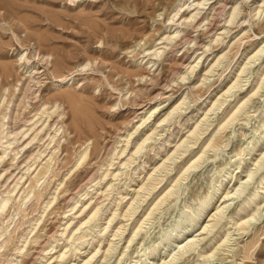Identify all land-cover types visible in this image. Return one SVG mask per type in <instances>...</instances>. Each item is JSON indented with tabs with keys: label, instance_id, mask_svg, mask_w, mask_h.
I'll list each match as a JSON object with an SVG mask.
<instances>
[{
	"label": "rangeland",
	"instance_id": "rangeland-1",
	"mask_svg": "<svg viewBox=\"0 0 264 264\" xmlns=\"http://www.w3.org/2000/svg\"><path fill=\"white\" fill-rule=\"evenodd\" d=\"M177 1L181 4L180 0H0V87L12 91L14 85H21L26 82L28 73H26V68L24 69L22 64L24 60H20V57L24 56L30 59V63L35 62L34 64H36L37 71L35 74L38 73L36 75V80H38L37 78L41 79L36 86H38L37 88L41 87V90H38L36 86L34 88L37 89L36 93L42 94L43 100H47L50 97L53 98L57 93H61L62 96L64 94V96L68 98L67 101H63L64 104L60 109V111L64 112L63 117L61 118L58 113H55L49 122L50 125L47 124L45 130L40 133L41 135L39 134L38 140H35L32 146L30 145L27 147L29 153L27 152V154L22 156L19 163L13 166L11 164L7 165V172L0 178V197L9 192L11 193L10 190H12L14 184L18 180L20 181L18 189L12 193L14 200L10 202L3 219L0 220V222H2L0 223V227L2 229L8 228L0 238V243H3L7 239V241L4 242L5 247L0 250V264H42L46 263V260L49 258L52 260L50 259L51 261L49 260L50 262L48 261V264H54L59 252L65 250L68 246L71 251L68 252V257L62 264H79L84 257L94 253L95 248L97 249L98 245L101 244V251L98 252L90 263L100 264L103 259L102 257H105V253L103 256L104 247L109 246L108 241H110L111 238L118 241V237L114 238V236H111L117 230L118 226H121L123 223L127 229L124 233V237H128L130 231L133 229L131 227H133L136 221L143 215L141 212H144L145 209L152 206L153 201L149 200L151 198H153L151 200H154L157 194L154 196L151 195V197L150 194L146 192V195L142 194L140 197V206L137 209V213L134 214L133 219L132 217H129L130 219L125 216V218L123 217L128 206L127 203L132 200L131 198L135 195L134 193L137 188L148 178L147 176L151 173L150 171H153L154 167L160 165L162 160L164 161L165 157H167L169 153L171 154V150L173 151L176 148L175 146L184 139L183 137H186L190 133V130L193 129L197 120H201L202 117L204 118L207 108L209 109V107L212 106V103L215 101L214 99L220 98L222 94L224 95L226 93L229 85L235 80L241 65L246 61L247 57L254 51L256 52V49L258 50L262 46V42L264 44V0H209V4L205 6V9H203L198 19L192 23L188 22L185 24L184 22L185 25L183 24V26L185 28L183 27L181 34L174 39L175 41L173 40L165 44L166 41L164 39L170 32L167 24H169L171 16L174 15L179 5ZM237 4L240 5V14L235 21L229 24L226 19H228L231 13L230 10ZM261 5L263 8L261 10L262 14L259 12L258 8V6ZM186 8L187 6L183 8L184 10H182L177 17L178 22H180V19L183 21V14H185L183 17L189 16L188 9L186 13H184ZM255 9L256 11L258 9L257 14ZM207 12L208 14H206ZM228 12L229 14H227ZM222 13L224 14L222 15ZM258 13L262 16L258 15ZM203 17L204 20L202 19ZM200 19L203 21L202 25L198 24ZM226 25L227 29L225 28ZM173 29L172 27L171 30ZM218 33H220V36ZM221 34H223V36ZM160 46L161 48L158 50L160 53H155L156 55H154L153 52L155 48L157 49ZM148 51L152 53L150 56L147 55L149 53ZM222 53L225 54V58H222L221 64L215 66L217 68H215L214 72H212V74L210 73L207 79L204 80L205 76L202 75L206 73L210 64L222 55ZM43 55L51 60L50 63L46 64L42 58ZM198 56L202 57L201 64L198 66L199 68L197 67L194 70V74H189L188 79H183L181 74L184 75L186 73L185 71H190V65L194 63L193 61H195ZM37 58L41 59L38 60ZM148 60H153L154 62L149 63ZM36 61H38V64ZM260 63L264 64V53H261V59H257L249 66L246 74L244 73L246 77L242 73L241 81H247L245 78L248 79L250 77L247 82H240L242 86L245 84L243 86L244 88L241 89L242 86L240 85L236 87V89L234 88L230 92L233 94L229 96L230 99L229 97H225L229 99L228 102L227 100H225L226 102L224 101L225 98H221V104L219 103L220 105L217 112L215 111V114L211 113V118L214 117L212 120H216L213 122L211 119H208L210 123L208 122L209 124L207 125L206 122L208 120L205 122L202 126L201 137L198 142L194 145V140H191L192 142H189L186 147L181 149L174 163H171L172 167H170L171 164L169 163L168 169H172L173 171L169 172L168 169H165V171H162L164 173H160L161 175L164 174L163 177L165 179L158 185L156 190L162 189L171 183L170 178H174L185 162H189L199 149H202L198 148V146H204L205 142L203 143V141H207L210 135L209 133H216L220 126L218 123H221L223 118L228 116L229 111L236 106L239 99L243 100L244 95L253 89L252 85L254 84L255 86V83H257L255 82L257 80V73L262 74L264 72V65L259 69ZM4 65L8 69V77L3 73ZM60 76H65L67 78L73 76V79L68 84H61L58 81ZM250 87H252V89ZM38 91H40V93ZM262 91H259L261 95L257 93L259 94L258 96H253L257 99L253 98V100H251L253 105L250 102L248 103L251 105L246 106V112L243 109L241 111V116L239 113L235 120L213 135L215 146L211 147V149L209 148L206 152L203 158L204 161L202 160L200 165L196 167L198 170L196 168L191 169L186 176L187 179L184 178V180L186 179L185 181L183 179L181 180V184H184H182L183 188L181 186L180 189H176L178 190L175 192L176 194H173L170 199L163 202V205L161 204L162 207L159 206V209L156 210L157 212H154L155 216H152L153 218L149 220V224H147V222V225H144V229L141 230L140 234L132 243L133 245H131L134 248L130 250L132 248L130 247L128 250V255H123L119 252L121 249L124 250L123 246L127 244H123L126 241V239H123V241L119 243L118 252L116 251V254L112 257L113 259L110 254L106 256L107 259L111 258L108 260L109 263L129 264L131 261V264H134L135 262L133 260L135 258L138 260V256L142 254V252L146 249L149 250V247L152 248L153 246H155L156 249L160 248L161 251L157 254L158 256L151 254L147 262L150 261L149 264L161 263L160 260H162V257L164 255L166 256L175 244L167 248L169 251H166L164 254L165 249L163 248V243L159 244L160 238H158V236L161 237V234H163L167 228H169L167 231L171 230L174 226L173 224H175L177 220L181 221L182 225H184L191 215H194L195 211H197L196 209L200 204L199 202L211 193L213 186L212 188H210V186L214 185V182L218 184V180L221 179L220 176L226 172L229 166L230 169L228 170H232L234 169L233 167H236L235 161L237 162L239 158L243 157L242 153L244 152V148L250 147L252 141L255 140L253 137L257 139L260 135L257 132L264 130V122H262L264 119L261 120L264 118V116H261V114H264V107H262V104L264 106V89ZM65 92L67 93L65 94ZM36 93L30 94L32 96H30V100L33 99L31 103H34L29 107L24 106L21 108L22 113H20V117L23 119V123L26 121L24 119V117L26 118V113L27 116L29 114L26 119L30 121L31 114L34 115L36 108L39 106V103L37 104L39 99L36 98ZM185 95L188 97L185 102L186 104H183L182 108L178 110L172 118L166 121L167 124L163 122L159 125V128L157 127V129H155L158 130V132L154 131L151 140L149 139L148 142L146 141L147 144H145L143 151L138 154L136 153V156L134 154L131 161L125 166L124 163L130 157L133 152L132 150H134V142L143 139L147 132L150 133L152 129H154V126L157 125L155 121L162 119L165 113L170 110L169 108L172 109V105L175 106L180 103ZM225 95H227V93ZM234 96H236V98ZM232 102L233 104H231ZM159 103L160 106L155 115L147 121V124L139 128L141 130L138 129L137 132H134L135 135L137 134L136 136L139 135V138L135 137L133 134L131 136L130 148L127 149L128 151L126 150L127 152L122 153L123 148L126 146L127 134L135 131L136 125L140 123L141 116ZM231 105L233 106L230 107ZM30 107L31 109H27ZM255 107L256 109L253 110ZM227 109L229 111H227ZM220 112L222 113L220 114ZM23 113H25L24 117ZM245 114H248L250 118L247 116L245 117ZM257 114L260 116H258L259 119L256 118ZM154 118L156 120H154ZM29 121H26L27 124L30 123ZM260 122H262V128L259 126ZM231 124L233 125L232 128L230 127ZM38 125L40 127L43 126L42 122ZM60 127L61 129L57 132V135L54 139H51L55 134V130ZM254 127L258 130H253L255 129ZM203 129L205 131H203ZM254 131L257 132L255 133ZM249 132L251 133L250 137L252 135L253 137H249ZM157 133L160 134L158 135ZM154 135L156 139H154ZM227 138L230 141H228ZM192 139H195V137ZM263 142L262 145L260 144L252 152V155H248V162H244L242 165L244 168L241 167L239 170H242V168L243 170H248L252 166L254 159L262 155L264 152ZM218 146L221 147V152ZM189 147L190 151H187L186 148ZM85 149H88L87 158L83 160L84 162L77 163L80 154ZM233 149L235 154L231 152ZM195 150L197 151L194 152ZM209 151L210 154H208V157L207 153H209ZM236 151L239 154H236ZM152 153L154 154L152 155ZM158 153L159 155H157ZM147 155L149 156L147 157ZM189 157L191 159H188ZM48 159H51V163ZM47 160L49 165L46 163ZM220 160H223L224 163ZM144 162H146L144 165L145 167L143 166ZM30 163L31 166L29 165ZM217 163L219 164L217 165ZM221 163L225 166V170H223L221 175L219 173V176L217 171L223 168ZM226 163L229 164H227V167ZM46 166L51 167L50 169L48 168L50 171L46 169ZM252 167H254V165ZM28 168L30 169V173H28ZM140 168L142 170L144 169V171ZM211 169L213 170L212 172ZM132 170L135 171L134 174ZM239 170L234 169L233 176L235 175V178L236 176H241L243 180H246L247 172H238ZM107 173L108 175H106ZM39 174L43 177L39 178ZM262 174L264 175V167L249 181V186L245 193L254 189ZM161 175H159V178H161ZM210 176H212V178ZM167 180H169V182ZM209 182H212V184L208 185ZM96 183L97 185H94ZM253 183L255 185L254 187L252 186ZM111 184H114V187L110 191L108 188ZM232 185L233 182L223 187V192L219 195L224 197L227 191L231 189ZM184 186H186L187 189ZM99 188L101 189L99 190ZM227 188L229 189L227 190ZM130 189H133V191L135 190V192ZM27 192H29V194L26 197ZM125 195L126 197H124ZM197 195H199L198 198H195L194 196ZM244 195L245 194L240 198L242 199ZM20 196H25L23 198L24 200L20 201L18 199ZM221 197H217L216 200H214L210 207L211 212L202 216L200 219L201 222L198 223L197 227L187 234L190 236L194 235V233L197 236L201 234L204 237L199 235L200 238H203V242L201 241L202 245H199L194 250L192 249L186 252L179 261H176V264L179 262V264H184L185 262V264H206L207 261L204 256H199V254L202 251L209 254V251L214 249V243L215 247L220 244L222 233L224 234L223 230L227 232L228 229H230V231L233 230L231 231L233 240H230L227 244L221 245L218 249L219 252L217 251L218 256L213 257L212 259L214 261H209V264H214L215 262H218V264H264V216L247 224L246 227L250 230L244 234L243 230H239V226H235L233 229V225H235L234 222H231L229 225L225 224V227H223L225 229H221L222 231L220 230L221 235L215 240H213V237L216 230H213V232H208L207 229L205 231L202 230L204 228H202V226L206 225V221L211 218L210 214L214 212V209L216 210V206L224 199H221ZM120 198L122 202L118 205ZM240 198H235L234 201L232 200V206L233 204L237 206L238 202L241 200ZM78 199H81V201H77ZM82 200L84 202L86 200L90 201V205H104L105 207L102 206L103 213L101 216L103 217H100V220L98 219L84 225L88 227L89 230L86 228L84 229L83 226L84 230L82 229L81 235L85 236L84 240L88 239L92 244L90 243L91 246L90 244H84V248L82 247L84 252L82 249L81 253H83L81 254L78 252V255L75 256L73 254L75 252V245L70 246L67 243L69 242L68 235H71L70 229L76 225V222H79V219L84 214L79 210L83 204ZM193 202H195L194 205L192 204ZM260 202L261 208H263L264 196L261 197ZM116 203L117 205H115ZM114 206L115 209H113ZM109 207L110 210H108ZM233 207H231V209ZM124 208L126 209L124 210ZM104 210H106V212ZM185 210L186 212H184ZM113 211H119L117 213L119 220L116 217L111 224V226H113L106 231L104 228L107 226V221L113 214ZM179 213L182 214V218H184L185 215L187 219L177 218L181 215ZM135 216H137V218ZM104 217H106V219ZM72 218L73 225L71 224L72 226L70 225L66 230L67 222ZM183 220H186V222H183ZM223 222H226V219L223 220ZM171 223L173 226H170ZM203 223L205 224L203 225ZM98 227L101 232H99ZM160 229L162 230L158 232ZM198 229L199 232H197ZM88 231L89 233H87ZM99 233L101 236H104V240L101 243L98 242ZM141 233H143L142 236L144 237L141 236ZM172 233L175 234L174 232ZM106 235H109L108 240H106ZM94 236L98 237L96 242L92 238ZM151 236L153 240H151ZM138 238L141 239L139 240ZM148 239V244H150V246L145 244ZM218 239L220 241H218ZM142 240H144V242L146 240V242L144 243ZM155 240H158V243ZM151 241H153V243H151ZM139 242H143L144 246L146 245L147 248L143 246L144 249L142 247L143 243L140 245ZM163 242L167 243V240ZM139 245L143 251L139 249ZM210 247H213L212 250ZM85 249H87V251ZM135 250L136 252H134ZM199 250H201V252ZM137 251L140 253L137 254ZM203 252L202 254H204ZM119 255L122 256L119 257ZM145 257L146 256H142V259L144 260ZM115 258H122L123 261L121 260L118 262V259ZM218 258L226 259L220 262ZM66 260L69 262H66ZM105 260L104 258L103 261L106 262ZM143 264H146V260Z\"/></svg>",
	"mask_w": 264,
	"mask_h": 264
},
{
	"label": "bare ground",
	"instance_id": "bare-ground-1",
	"mask_svg": "<svg viewBox=\"0 0 264 264\" xmlns=\"http://www.w3.org/2000/svg\"><path fill=\"white\" fill-rule=\"evenodd\" d=\"M181 1V4H179V2H178V7H177V9H176V11H175V13H174V15H172L171 16V14H170V16H171V18H170V22H169V24H167L168 26V28H169V30H170V32H169V30H168V32H169V34L165 37V44L167 43H170V42H172L176 37H178L180 34H181V32H182V30H183V24H184V22H185V24L186 23H188V22H195L197 19H198V17H199V15H201V13H202V11H203V9H205V6L207 5V4H209L208 3V1L209 0H180ZM182 1H183V3H182ZM218 1V0H217ZM221 1V0H220ZM263 1V0H262ZM261 1V2H262ZM215 2V1H214ZM264 2V1H263ZM231 3V2H230ZM257 3V2H256ZM211 4V3H210ZM214 4V3H213ZM212 4V5H213ZM239 4H240V2H239ZM239 4H237V5H235V6H233V8H232V10H230L231 11V13L229 14V12L227 13V14H229V17H228V19H226V21L230 24V23H232L233 21H235L236 20V18L238 17V15L240 14V10H239ZM262 4V3H261ZM185 6H187V8L185 9V12L184 13H186V11H187V9L189 10V16H185V17H183L185 14H183V16H182V18H183V21H181V19H180V22H178V19H177V17L179 16V14L181 13V11L182 10H184L183 8L185 7ZM227 6V5H226ZM210 7H212V6H210ZM220 7V6H219ZM225 7V6H224ZM257 7V6H256ZM215 8V7H214ZM258 8H259V12L261 13V10L263 9L262 8V5L261 6H258ZM216 9V8H215ZM225 9V8H224ZM209 10V9H208ZM217 10V9H216ZM264 10V9H263ZM206 11H207V8H206ZM255 11H256V9H255ZM257 11H258V9H257ZM257 11H256V14H257ZM221 12V11H220ZM188 13V12H187ZM206 14H208V12L206 13ZM216 14V13H215ZM224 13H222V15H223ZM227 14H225V15H227ZM262 14V13H261ZM258 15H260L259 13H258ZM257 15V16H258ZM260 16H262V15H260ZM219 17V16H218ZM260 18V17H259ZM203 20H204V17L202 18ZM200 22H201V24H200ZM200 22L198 23L199 25H202V22L203 21H201V19H200ZM205 23V22H204ZM227 23V24H228ZM244 23V22H243ZM184 24V25H185ZM228 24V25H229ZM188 26V25H187ZM196 26H198V25H196ZM172 27L174 28L173 30H171L172 29ZM225 27V26H224ZM231 27V26H230ZM185 28V27H184ZM226 29H227V25H226V27H225ZM167 29V28H166ZM225 29V30H226ZM224 30V29H223ZM221 33V32H220ZM220 33H218V35L220 34ZM224 33V32H223ZM167 34V33H166ZM186 35V34H185ZM217 35V36H218ZM222 36H223V34H221ZM220 36V35H219ZM163 38V37H162ZM224 39V38H223ZM177 40V39H176ZM216 40V39H215ZM175 41V40H174ZM213 41V40H212ZM224 41V40H223ZM161 42V41H160ZM190 42V41H189ZM159 44V43H158ZM160 44H162V43H160ZM262 44V46L257 50L256 49V52L254 51L251 55H249L248 57H247V59H246V61L243 63V65H241V68H240V70H239V72L237 73V75H236V78H235V80L233 81V83L232 84H230L229 85V87H228V89H227V91H226V93H227V95H221L220 96V98H217V99H214L215 101L212 103V106L211 107H209V109L207 108V110H206V113H205V116H204V118L202 117V119L201 120H197V122H196V124H195V126L193 127V129L192 130H190V133L186 136V137H183L184 139L183 140H181V142H179L175 147V149L172 151L171 150V154L169 153L168 154V156L167 157H165V159H164V161L162 160V163L160 164V165H158V166H156V167H154V170L153 171H150L151 173L149 174V176H147L148 178L147 179H145V181H143V183L141 184V186L140 187H138L137 188V190H136V192H135V190L133 191V189H130V190H132L133 192H135L134 194V196L133 195H131V196H133V198H131L132 200L129 202V203H127V209L126 208H124V210L126 209V211H125V213H124V215H123V217L125 216V217H128V219H130L131 217H132V219H133V217H134V214L135 213H137V209H138V207L140 206V204H139V200H141L140 199V197L142 196V194H144V195H146V192L148 193V194H150V196L152 195V196H154L155 194H157L156 196H155V198H154V200H151V199H153V198H151L149 201H153L152 202V206L151 207H148V206H146L145 204V206L146 207H148L147 209H145V211L144 212H141V213H143V215H141V217L136 221V220H133V221H136V223L135 222H133V223H135V225L133 226V227H131V228H133L132 229V231H130V234H129V236L128 237H124L125 235H124V233H125V231L127 230L126 228H125V226L123 225V223H122V225L120 224V222H119V224L121 225V226H118V228H117V230L113 233V235H111V236H114V238L115 237H118V241H115L114 239H112L111 238V240L110 241H108L109 242V246L108 247H104L105 249H104V251H103V256H104V253H105V257H102L103 259L105 258L106 260V262H104L103 261V259H102V261H101V263L100 264H114L115 262H113V263H109V261L108 260H110L112 257H114V255L116 254V251H117V249H119L118 247H119V243L121 242V241H123V239H126V241L123 243V244H125V243H127L126 245H122L123 247H124V250H120L119 252L120 253H122L123 255H128V250L130 249V247H132L131 245H133L132 243L134 242V240L137 238V236L140 234V232H141V230L142 229H144L143 227H144V225L147 223V224H149V220L151 219V218H153L155 215H154V212L156 211V210H158L159 209V206H161V204L163 205V202H165L167 199H170V197L173 195V194H176L175 192L176 191H178V190H176V189H180L181 188V186H182V184H181V180L183 179L184 180V178H186L187 179V174H188V172L191 170V169H194V168H196V167H198L199 165H200V163H201V161L203 160V158L205 157V155H206V152L209 150V148L211 149V147H214L215 146V144H214V138H213V135L214 134H216V133H218L220 130H222V129H224V127L225 126H227L228 124H230L233 120H235L236 118H237V116H238V114L240 113V116L242 115L241 114V111L244 109V111L246 112V110H247V105H251V104H248L249 102L250 103H252L251 102V100H253V98L255 99L256 97H253L254 95H256V96H258L260 93H259V91L261 90H263L264 89V72L262 73V74H258L257 73V80L255 81V82H257V83H255V86H254V82L252 83L253 85V89H252V87H250L251 89V91H249V92H245L246 94L244 95V98H243V100H238V102L236 103V106L235 107H233L232 109H231V111H229L228 109H227V111H229V113H228V116H225V114L227 113H225L224 114V118H223V120L221 121V123L219 122L218 124H220V126H219V129L216 131V133H213V134H211V133H209L210 135V137L208 136V139H207V141H203V143H204V146H202V147H199V146H201V145H199L198 146V148H202V149H199V151L192 157V159L189 157L188 159H191L189 162H185V164L180 168V170H178V173H174L176 176L174 177V178H170V181H171V183H169V185H167L166 186V184H165V186L166 187H164V188H162V189H158V190H156L157 188H158V185L165 179L164 177H163V175H161L162 173H164V172H162L163 170L165 171V169H168V165H170L171 163L173 164L174 163V161H175V158H178V154H179V152H181V149H183L184 147H186V145L189 143V142H192L193 140H194V142H193V144L195 145L197 142H198V140L200 139V137H201V130H202V126L205 124V122L208 120V119H213V118H211V113L213 114H215V111L217 112V109L219 108V105L221 104L220 103V100H221V98L223 99V98H228L229 96H231V95H233L232 93H230L234 88L236 89V87H238L239 85H240V82H247L249 79H250V77L247 79V78H245L246 76H245V74H246V71H248V68H249V66L250 65H252L257 59H261V53H264V44H263V42L261 43ZM164 46V45H163ZM168 46V45H167ZM207 46V45H206ZM209 46V45H208ZM166 47V46H165ZM161 48V46L159 47V48H155V51L153 52L154 53V55H156V54H159L160 53V51H158L159 49ZM164 48V47H163ZM149 51H151V50H149ZM148 51V52H149ZM156 53V54H155ZM202 53V52H201ZM152 53H148L147 55L148 56H150ZM34 55V54H33ZM45 55V54H44ZM43 55V59H44V61L46 62V64L47 63H50V61L51 60H49V58L48 57H46V56H44ZM200 55V54H199ZM35 56V55H34ZM40 56V55H39ZM225 56V54L224 53H222V55H220L213 63H211L210 64V67H208V69H207V71H206V73L204 74V75H202V76H205V79L204 80H206L207 79V76L211 73L212 74V72H214V70H215V68H217V67H215V66H218L219 64H221V62H222V58ZM198 58V59H197ZM196 58V60L195 61H193L194 63H189V64H191L190 66H191V68H189L190 69V71L188 70V71H185L184 73V75H182L181 74V76H182V78L183 79H188V76H189V74H194L195 72H194V70L201 64V60H202V57L201 56H198ZM225 58V57H224ZM223 58V59H224ZM38 60L39 59H41V58H37ZM151 59V58H150ZM20 60H24V62H22V64H23V66H24V69L26 68V73H28V78L26 79V82L25 83H23V84H19V85H14V87H13V89H12V91H10L9 89H7V88H2V87H0V178L7 172V170H8V168H6V166L7 165H9V164H11L12 166L13 165H15V164H17V163H19V160H20V158L22 157V156H24L25 154H27V152L29 153V151H27V147L28 146H32L33 145V143H35L34 141L35 140H38V136H39V134L43 131V130H45V128H46V126H47V124L48 125H50L49 124V122H50V120L53 118V116H54V114L55 113H58L59 114V116L62 118L63 117V115H64V112H62V111H60V109H61V107L63 106V101L64 100H66L67 101V99L68 98H66L65 96H64V94H63V96L61 95V93L59 94V93H57L56 94V96H54L53 98L52 97H50V98H48L47 100H43V97L41 96L42 94H38V93H36V90L38 89V90H41V87H39V88H37L38 86H36L37 84H38V82H40L41 81V79L40 78H37L38 80H36V75L38 74H35L36 73V71H37V67H36V64H34L33 62L32 63H30V59H28V58H26V57H24V56H22V57H20ZM41 61V60H40ZM149 61V63H153L154 61L153 60H148ZM20 62V63H21ZM37 62V64H38V61H36ZM21 64V65H22ZM34 64V65H33ZM156 64V63H155ZM188 64V65H189ZM262 65H264V64H262V63H260V67H259V69L261 68V67H263ZM189 66V67H190ZM256 66V65H255ZM254 66V67H255ZM256 66V67H257ZM186 67H188V66H186ZM3 68H4V74H5V76L6 77H8V74H7V67L4 65L3 66ZM199 68V67H198ZM186 69V68H185ZM188 69V68H187ZM255 69V68H254ZM259 69H258V72H259ZM263 69H264V67H263ZM6 72V73H5ZM194 72V73H193ZM25 73V74H26ZM242 73H243V75L245 76L244 78L247 80V81H241V76H242ZM245 73V74H244ZM250 73V72H249ZM248 73V74H249ZM250 74H252V73H250ZM25 76V75H24ZM180 76V77H181ZM73 77V76H72ZM72 77H70V78H67V77H65V76H60V79L58 80L59 81V83H61V84H68L73 78ZM193 77V76H192ZM210 77V76H209ZM209 77H208V79H209ZM243 78V79H244ZM255 78V77H254ZM203 79V78H202ZM201 79V80H202ZM242 79V80H243ZM244 79V80H245ZM203 80V81H204ZM25 81V80H24ZM57 82V81H56ZM41 85V84H40ZM58 85V84H57ZM245 84H243V86H244ZM251 85V84H250ZM36 86V88L37 89H35L34 87ZM240 86H242V85H240ZM241 87V89L242 88H244V87ZM246 87V86H245ZM263 88V89H262ZM247 89V88H246ZM34 90V91H33ZM237 90H239V89H237ZM247 91V90H246ZM39 93H40V91H38ZM263 92V91H262ZM31 93H36L37 95H36V98H38L39 99V101L37 102V104L39 105L38 106V108H36V112H35V114L33 115V114H31V118H30V121H29V119L27 120L26 118H28V116H29V114H28V116H27V113H26V118L24 117V114L25 113H23V117H24V119L26 120V121H29L30 123L29 124H27V122L25 123H23V119L20 117L21 116V114L20 113H22V110H21V108L22 107H29L30 105H32V103H34V102H32L31 103V101L33 100H30L31 98H30V94ZM67 92H65V94H66ZM235 93V92H234ZM257 93H259V94H257ZM34 95V94H33ZM58 95H60V96H58ZM261 95V94H260ZM263 95V94H262ZM240 96V95H239ZM243 96V95H242ZM32 97V96H31ZM35 97V96H34ZM235 98H236V96H234ZM263 97V96H262ZM188 97H187V95H185V97L180 101V103H178V104H176L175 106H173L172 105V109L171 108H169L170 110H168L167 112L165 111V110H163V111H165L166 113H165V116L162 118V119H158V120H156L155 118H154V120H156L155 121V123L157 124L156 126H154V129H152V131L150 132V133H144L146 136L143 138V139H141L140 141H135L134 143V150H132L133 152L131 153V155H130V157L126 160V162L124 163L125 164V166L131 161V158H133V156H134V154H135V156H136V153L138 154L139 152H141V151H143V149L145 148V144H147L146 143V141L148 142L149 141V139L151 140V137L153 136V134H154V131H157L158 132V130H155V129H157V127L159 128V125L161 124V123H163V122H166L167 120H169L170 118H172L174 115H175V113L178 111V110H180L181 108H182V105L183 104H186L185 102H186V99H187ZM224 99V101L225 100H227V102H228V100L230 99V97H229V99ZM239 98V97H238ZM237 98V99H238ZM257 99V98H256ZM231 101V100H230ZM226 102V101H225ZM220 103V104H219ZM255 103H256V101H255ZM36 104V103H35ZM223 104V103H222ZM231 104H233V102L231 103ZM252 105H253V103H252ZM159 106H160V103L158 104V105H156V106H154V107H152V108H150L147 112H143L144 114L141 116V118H140V123H138V125H136L137 127H136V129H135V131H133V132H131V133H129V134H127V142H126V146L123 148V151H122V153H124V152H127L128 150V148H130V143H131V136L134 134V132H137V130L139 129V128H141V126H143V125H145V124H147V121H149V119L150 118H152L154 115H155V113H156V111H158V109H159ZM233 105H231L230 107H232ZM257 106H258V104H257ZM261 106V105H260ZM259 106V107H260ZM226 107V106H225ZM262 107H264L263 106V104H262ZM246 108V109H245ZM249 108V107H248ZM26 109V108H25ZM27 109H31V107L30 108H27ZM27 109H26V111H27ZM33 109H35V108H33ZM251 109V108H250ZM250 109H248V110H250ZM254 109H256V107L255 108H253V110ZM259 109V108H258ZM252 110V111H253ZM21 111V112H20ZM251 111V112H252ZM256 111V110H255ZM244 112V113H245ZM249 112V111H248ZM250 112V113H251ZM254 112V111H253ZM252 112V113H253ZM258 112V111H257ZM29 113H30V111H29ZM33 113V112H32ZM222 112H220V114H221ZM255 113V112H254ZM256 114V113H255ZM162 116H163V114H162ZM161 116V117H162ZM248 117V114H245V117ZM258 116H259V114H257V117L256 118H258ZM261 116L263 117L264 116V114H261ZM161 117H159V118H161ZM260 117V116H259ZM248 118H250V117H248ZM200 119V118H199ZM244 119V118H243ZM259 119V118H258ZM264 118H262L261 120H263ZM216 119H214V121H215ZM238 120V119H237ZM246 120V119H245ZM210 120H208L207 122H206V125L207 124H209L210 122H209ZM213 121V120H212ZM213 121V122H214ZM257 121H259V120H257ZM40 122H42V127H40L38 124L40 123ZM174 122V121H173ZM182 122V121H181ZM209 122V123H208ZM248 122V121H247ZM262 122H264V120L262 121ZM262 122H260V124L262 123ZM151 123V122H150ZM212 123V122H211ZM245 123V122H244ZM257 123V122H256ZM166 124H167V122H166ZM179 124V123H178ZM252 124V123H251ZM259 124V126H260V128H262L261 126H262V124L260 125ZM153 125V124H152ZM171 125V124H170ZM173 125V124H172ZM151 126V125H150ZM149 126V127H150ZM213 126V125H212ZM230 126V125H229ZM232 124H231V128H232ZM258 126V125H257ZM258 126V127H259ZM264 126V125H263ZM168 127V126H167ZM166 127V128H167ZM143 128V127H142ZM145 128V127H144ZM208 128V127H207ZM210 128H211V124H210ZM255 128V127H254ZM61 129V127L60 128H58L57 130H55V134L52 136V138L51 139H54V137L57 135V132L59 131ZM134 129V128H133ZM132 129V130H133ZM151 129V128H150ZM227 129V128H226ZM225 129V130H226ZM139 130H141V129H139ZM224 130V131H225ZM230 130V129H229ZM253 130H258V129H253ZM203 131H205L204 129H203ZM227 131V130H226ZM232 131V130H231ZM141 132V131H140ZM146 132V131H145ZM189 132V131H188ZM213 132H214V130H213ZM255 133L257 132V131H254ZM161 133V132H160ZM159 133V134H160ZM231 133V132H230ZM229 133V134H230ZM235 133V132H234ZM253 133V132H252ZM257 133H259L260 135L258 136V138L256 139V138H254L253 137V135L251 136V137H253V139H255V140H253L252 141V143H251V146L250 147H246V148H244V152L242 153L243 154V157H241V155H240V157L241 158H239V160H237V162L235 161V165H236V167H233L234 169H240L241 167H243L244 168V166H242L243 165V163L244 162H248V155H252L253 153V151L261 144L262 145V142L264 141L263 139H264V130H262V131H259V132H257ZM43 134V133H42ZM158 134V133H157ZM158 134V135H159ZM224 134V133H223ZM232 134V133H231ZM250 132H249V137H250ZM41 135V134H40ZM135 135V134H134ZM137 135V134H136ZM135 135V137H138V136H136ZM203 135V134H202ZM204 135H205V133H204ZM227 135V134H226ZM233 135V134H232ZM255 136H257V135H255ZM135 137H133V138H135ZM154 137H155V135H154ZM193 137H195V139H192ZM238 137V136H237ZM250 137V138H251ZM139 138V137H138ZM141 138V137H140ZM153 139V138H152ZM154 139H156V137L154 138ZM165 140V139H164ZM167 140V139H166ZM165 140V141H166ZM192 140V141H191ZM227 140H228V138H227ZM245 140V139H244ZM252 140V139H251ZM52 141V140H51ZM168 141V140H167ZM228 141H230V140H228ZM178 142V141H177ZM202 142V141H201ZM200 142V143H201ZM225 142H226V140H225ZM133 143V142H132ZM155 143H156V141H155ZM162 143V142H161ZM165 143V142H164ZM199 143V144H200ZM202 143V144H203ZM218 143V142H217ZM230 143V142H229ZM264 143V142H263ZM157 144H159V143H157ZM191 144V143H190ZM190 144H189V146H190ZM243 144V143H242ZM241 144V145H242ZM248 144H250V143H248ZM156 145V144H155ZM162 145V144H161ZM166 145V144H165ZM193 145V146H194ZM219 145V144H218ZM240 145V146H241ZM132 146V145H131ZM151 146V145H150ZM154 146V145H153ZM222 146V145H221ZM224 146V145H223ZM238 146V145H237ZM243 146H245V145H243ZM242 146V147H243ZM247 146H249V145H247ZM219 147V149L221 148L220 146H218ZM264 147V146H263ZM86 148V147H85ZM150 148V147H149ZM158 148V147H157ZM162 148H163V146H162ZM167 148V147H166ZM234 148V147H233ZM235 148H236V146H235ZM234 148V149H235ZM238 148V147H237ZM240 148V147H239ZM147 149V148H146ZM151 149H152V147H151ZM156 149V148H155ZM159 149V148H158ZM161 149V148H160ZM187 149V151H190V147L189 148H186ZM215 149V148H214ZM213 149V150H214ZM234 149L231 151V152H233V154H235L234 152ZM127 150V151H126ZM241 150V149H240ZM90 151V150H89ZM153 151H155V150H153ZM197 150H195L194 152H196ZM215 151V150H214ZM242 151V150H241ZM261 151H262V148H261ZM129 152H131V151H129ZM158 152V151H157ZM182 152H183V150H182ZM218 152V151H217ZM220 152H221V149H220ZM220 152H219V154H220ZM31 153V152H30ZM121 153V152H120ZM190 153V152H189ZM129 154V153H128ZM141 154V153H140ZM154 153H152V155H153ZM184 154V153H183ZM191 154V153H190ZM189 154V155H190ZM194 154V153H193ZM192 154V155H193ZM208 154H210V151H209V153H207V155ZM213 154V153H212ZM236 154H239V153H237V151H236ZM121 155V154H120ZM157 155H159V153L157 154ZM178 155V156H177ZM181 155V154H180ZM191 155V156H192ZM259 155V154H258ZM29 156V155H28ZM40 156H41V154H40ZM53 156V155H52ZM87 156H88V149H85L81 154H80V156H79V159H78V162L77 163H81L84 159H86L87 158ZM126 156V155H125ZM149 155H147V157H148ZM151 156V155H150ZM215 156V155H214ZM55 157V156H54ZM53 157V158H54ZM127 157V156H126ZM208 157H209V155H208ZM232 157H233V155H232ZM236 157V156H235ZM234 157V158H235ZM251 157V156H250ZM249 157V158H250ZM39 158V157H38ZM136 158V157H135ZM139 158H140V156H139ZM211 158V157H210ZM238 158V157H237ZM256 158V157H255ZM227 159V158H226ZM252 159V158H251ZM254 159V158H253ZM49 160V159H48ZM48 160L46 161V163H47V165H49V162H48ZM224 160V159H223ZM223 160H220V161H222L223 162ZM50 161V163H51V159L49 160ZM155 161V160H154ZM204 161V160H203ZM215 161V160H214ZM214 161H213V163H214ZM234 161V160H233ZM251 161V160H250ZM249 161V162H250ZM84 162V161H83ZM143 162V161H142ZM230 162V161H229ZM228 162V163H229ZM35 163V162H34ZM120 163V162H119ZM145 163L146 162H144L143 163V166L145 165ZM149 163V162H148ZM170 163V164H169ZM207 163V162H206ZM205 163V164H206ZM224 163V162H223ZM228 163H226V167L230 164H228ZM121 164V163H120ZM123 164V165H124ZM156 164V163H155ZM172 164H171V166L170 167H172ZM219 163H217V165H218ZM228 164V165H227ZM30 166H31V163L29 164ZM43 165V164H42ZM51 165V164H50ZM149 165V164H148ZM202 165V164H201ZM215 165V164H214ZM225 165V164H224ZM231 165V164H230ZM245 165V164H244ZM254 165V167H252ZM111 166V165H110ZM117 166H119V165H117ZM137 166V165H136ZM138 166H139V164H138ZM154 166V165H153ZM221 166L223 167V168H221L219 171H217L218 172V175H219V173H220V175L223 173V170H225V166H223L222 165V163H221ZM248 166V165H247ZM252 166L248 169V170H243V168H242V170H239L238 172H244V171H246L247 172V179L246 180H243V177H241V176H236V178L233 176V171H234V169H232V170H228V169H230L229 167L227 168V170H226V172L224 173V174H222L221 176H220V180H218L219 182H217L218 184H215L216 182H214V185H211L212 184V182L209 184L208 183V185H211L210 186V188H212V186H213V188L211 189L212 191H211V193H209L207 196H205L203 199H202V201H200L199 203V205H198V208L196 209L197 211H195V213H194V215L192 216L191 215V217L188 219V221L186 222V220H183V222L185 221L186 223L184 224V225H182V223H181V221H176V223L175 224H173L172 225V223H171V225L170 226H173L172 228H171V230H168L167 231V229H169V228H167V229H165V232H163V234H161V237H159L158 236V238H160V241H159V244H161V243H163V248L165 249V251H164V254H165V252L166 251H169V250H167V248H169V247H171L172 245H174L175 244V246L172 248V250L165 256H163L162 257V260H160L159 258V260L161 261V263L160 264H176V261H179V259L183 256V255H185V253L186 252H188V251H190V250H194V249H196L199 245H202L201 244V241L203 240V236L201 235V234H199V235H201L203 238H200L199 237V235L197 236V235H195V233H194V235H192V236H190V235H187L189 232H192V230L195 228V227H197V225H198V223L199 222H201L200 221V219H201V217L202 216H204L205 214H207V213H210L211 212V210H210V207H211V205L213 204V202H214V200H216V198L218 197H221V195H219V194H221V192H223L222 191V189H223V187H225V186H228V184L230 183H232L233 182V185H232V187H231V189H229V188H227V190L229 189V191H227V193L224 195V197H221V199L222 198H224L222 201H221V203L218 205V206H216V210L214 209V212L212 213V214H210V219L208 220V221H206V225H204L205 223H203V225L204 226H202V230H208V232H213V230H216V232H215V234H214V237H213V240H215L218 236H220L221 235V229H225V228H223V227H225V224H227V225H229L231 222H234V224L235 225H233V229H234V227L235 226H239L240 228H239V230H243V234L244 233H247V231L248 230H250V229H248V227H246V225L247 224H249V223H251V221H253V220H257V219H260V217H263L264 216V206H263V208H261L262 206L260 205L261 204V202H260V199H261V197L262 196H264V175L262 174V176H260V180H259V182L256 184V186L254 185V183H253V187H254V189L251 191H249L248 193H245V191H246V189H247V187L249 186V181L250 180H252L253 178H254V176H255V174L260 170V169H262L263 167H264V152L262 153V155L259 157V158H256V159H254V162L252 163ZM29 167V166H28ZM42 167H44V166H42ZM47 168V170H49L51 167H48V166H46ZM122 167V166H121ZM120 167V168H121ZM145 167V166H144ZM144 167H141V168H144ZM31 168V167H30ZM49 168V169H48ZM136 168V167H135ZM140 168V169H141ZM219 168V167H218ZM247 168V167H246ZM119 169V168H118ZM121 169H123V168H121ZM137 169V168H136ZM197 169V168H196ZM213 169V168H212ZM211 169V172L213 171ZM28 170V173H30V169L28 168L27 169ZM44 170H45V168H44ZM113 170V169H112ZM120 170V169H119ZM138 170V169H137ZM142 170V169H141ZM149 170V169H148ZM169 170V169H168ZM198 170V169H197ZM214 170H215V166H214ZM35 171V170H34ZM43 171V170H42ZM46 171V170H45ZM44 171V172H45ZM50 171V170H49ZM107 171V170H106ZM105 171V172H106ZM116 171V170H115ZM133 171V170H132ZM142 171H144V169L142 170ZM167 171V170H166ZM171 171H173L172 169L171 170H169V172H171ZM196 171V170H195ZM204 171V170H203ZM13 172V171H12ZM43 172V173H44ZM104 172V173H105ZM117 172V171H116ZM134 172L135 171H133V174H134ZM136 172H138V171H136ZM162 172V173H161ZM236 172V171H235ZM34 173V172H33ZM40 173V172H39ZM47 173V172H46ZM45 173V174H46ZM120 173V172H119ZM161 173V174H160ZM167 173V172H166ZM213 173H215V172H213ZM44 174V175H45ZM130 174V173H129ZM168 174V173H167ZM174 174H172V175H174ZM31 175V174H30ZM40 175V174H39ZM103 175V174H102ZM106 175H108V173L106 174ZM159 175H161V178H159ZM166 175V174H165ZM212 175V174H211ZM216 175V174H215ZM9 176V175H8ZM213 176V175H212ZM212 176H210L211 178H212ZM217 176V175H216ZM215 176V177H216ZM224 176V177H223ZM39 177V176H38ZM37 177V178H38ZM43 176H41L40 175V177L39 178H42ZM103 177V176H102ZM108 177V176H107ZM109 177H110V175H109ZM117 177V176H116ZM116 177H115V179H116ZM129 177V176H128ZM133 177V176H132ZM166 177V176H165ZM214 177V176H213ZM35 178V177H34ZM112 178H114V177H112ZM118 178V177H117ZM224 178V179H223ZM246 178V177H245ZM107 179V178H106ZM114 179V180H115ZM133 179V178H132ZM185 179V180H186ZM37 180V179H36ZM39 180V179H38ZM113 180V181H114ZM184 180V181H185ZM109 181H110V179H109ZM128 181V180H127ZM168 182H169V180H167ZM214 181V180H213ZM35 182V181H34ZM38 182V181H37ZM36 182V183H37ZM108 182V181H107ZM112 182V181H111ZM126 182V181H125ZM131 182V181H130ZM129 182V183H130ZM134 182H135V180H134ZM183 182V181H182ZM19 183H20V181L18 180L15 184H14V186H13V188H12V190H10L11 191V193L9 192H7L8 194H6V195H2L1 197H0V220H2L3 219V216H4V214H5V211H6V209H7V207H8V205L10 204V202L12 201V200H14V198H13V195H12V193L13 192H15L17 189H18V187H19ZM132 183V182H131ZM130 183V184H131ZM256 183V182H255ZM31 184V183H30ZM29 184V185H30ZM102 184H103V182H102ZM108 184V183H107ZM110 184V183H109ZM133 184V183H132ZM186 184V183H185ZM28 185V186H29ZM94 185H97V183L96 184H94ZM101 185V184H100ZM126 185H127V183H126ZM140 185V184H139ZM184 185V184H183ZM190 185V184H189ZM192 185V184H191ZM27 186V187H28ZM108 186V185H107ZM106 186V187H107ZM115 186H116V184H115ZM129 186V185H128ZM131 186V185H130ZM188 186V185H187ZM193 186H194V184H193ZM26 187V189L28 190V188L30 187H28L27 188ZM105 187V186H104ZM113 187H114V184H111L110 185V187L108 188L110 191L113 189ZM126 187V186H125ZM162 187H163V185H162ZM184 187H186V186H184ZM189 187V186H188ZM208 187V186H207ZM130 188V187H129ZM132 188V187H131ZM182 188H183V186H182ZM101 188H99V190H100ZM107 189V190H108ZM121 189V188H120ZM119 189V190H120ZM185 189V188H184ZM186 189H187V187H186ZM185 189V190H186ZM191 189V188H190ZM26 190V191H27ZM31 190H32V188H31ZM156 190V191H155ZM208 190V189H207ZM98 191V190H97ZM20 192V191H19ZM199 192V191H198ZM208 192H209V190H208ZM126 193V192H125ZM194 193V192H193ZM200 193V192H199ZM198 193V194H199ZM19 194V193H18ZM17 194V195H18ZM28 194H29V192H27V195H26V197L28 196ZM90 194V193H89ZM108 194V193H107ZM109 194H110V192H109ZM118 194V193H117ZM190 194V193H189ZM201 194V193H200ZM199 194V195H200ZM243 194H245L244 196H243V198L241 199L240 197L243 195ZM1 195V194H0ZM121 195H123V194H121ZM199 195H197V196H194L195 198L197 197L198 198V196ZM202 195V194H201ZM200 195V196H201ZM102 196V195H101ZM149 196V197H150ZM151 196V197H152ZM18 197V196H17ZM25 197V196H24ZM24 197H22V196H20L18 199L21 201V200H24L23 198ZM92 197V196H91ZM124 197H126V195L124 196ZM193 197V196H192ZM85 198V197H84ZM117 198H119V197H117ZM235 198H240L241 200L238 202V204H237V206H234V204H233V206H232V200L234 201V199ZM92 199V198H91ZM130 199V198H129ZM146 199V198H145ZM193 199V198H192ZM81 201V199H78L77 201ZM89 200V199H88ZM88 200H86L85 202L83 201L82 203V206H81V208L79 209L80 210V212H82V217L79 219V222L77 223H75L76 225L74 226V227H70L71 229V235L69 234L70 233V230H69V237H68V239H69V242L67 243V244H69L70 246H74V255L76 256V255H78V252H80L81 253V250L84 248L83 246H84V244H90L91 243V241L89 242L88 241V239L87 240H84V238H85V236L84 235H81V233H82V229H83V226L85 225V224H89V223H91L92 221H95V220H98L100 217H103V216H101L102 215V213H103V208H102V206H104V205H102V206H97V205H94L93 203V205H90V201H88ZM95 200V199H94ZM115 200V199H114ZM116 200H118V199H116ZM143 200V199H142ZM147 200V199H146ZM195 200H198V199H195ZM220 200V199H219ZM96 201V200H95ZM148 201V202H149ZM199 201V200H198ZM197 201V202H198ZM231 201V202H230ZM236 201V200H235ZM18 202V201H17ZM22 202H24V201H22ZM115 202V201H114ZM117 202V201H116ZM120 202H122V199L120 198V201H119V203H118V205L120 204ZM127 202V201H126ZM142 202V201H141ZM147 202V203H148ZM196 202V201H195ZM195 202H193L192 204L194 205L195 204ZM76 203V202H75ZM79 203V202H78ZM81 203V202H80ZM149 203H151V202H149ZM98 204V203H97ZM104 204V203H103ZM111 204V203H110ZM191 204V205H192ZM236 204V203H235ZM115 205H117V203L115 204ZM148 205V204H147ZM150 205V204H149ZM74 207H76V206H74ZM73 207V208H74ZM105 207V206H104ZM111 207H112V205H111ZM121 207H123V206H121ZM162 207V206H161ZM160 207V208H161ZM196 207V206H195ZM231 207H233L232 209H231ZM89 208V209H88ZM188 208V207H187ZM186 208V209H187ZM193 208V207H192ZM106 209H108V208H106ZM112 209V208H111ZM113 209H115V206H114V208ZM119 209H121V208H119ZM193 209H195V208H193ZM108 210H110V207H109V209ZM124 210H123V212H124ZM142 210V209H141ZM140 210V211H141ZM105 212H106V210H104ZM191 211V210H190ZM119 211H113V214L111 215V217L109 218V217H107V218H109L108 219V221H107V226H105V230L107 231L110 227H112L111 226V224H112V222L116 219V217H117V213H118ZM157 212V211H156ZM184 212H186V210L184 211ZM188 212V211H187ZM79 213V212H78ZM140 213V212H139ZM191 213H192V211H191ZM123 214V213H122ZM156 214V213H155ZM179 214H181V213H179ZM185 214V213H184ZM189 214V213H188ZM137 215V214H136ZM154 215V216H153ZM7 216V215H6ZM5 216V217H6ZM68 216V215H67ZM77 216V215H76ZM76 216H75V218H76ZM153 216V217H152ZM179 216V215H178ZM122 217V218H123ZM124 217V218H125ZM130 217V218H129ZM136 218H137V216H135ZM139 217V216H138ZM183 216H182V214L180 215V217H177V218H182ZM7 218V217H6ZM105 219H106V217H104ZM119 218H121V217H119ZM77 219V220H78ZM101 219V218H100ZM99 219V220H100ZM117 219H118V217H117ZM182 219H187L186 217H185V215H184V218H182ZM226 219V222H223V220H225ZM72 220H73V218L72 219H70L67 223V226H66V230L68 229V227L72 224ZM119 220V219H118ZM181 220V219H180ZM7 221V220H6ZM130 221V220H129ZM5 222V221H4ZM118 222V221H117ZM127 222V221H126ZM0 223H2V222H0ZM74 223V222H73ZM128 223V222H127ZM131 224V223H130ZM146 224V225H147ZM152 224V223H151ZM237 224V225H236ZM66 225V224H65ZM73 225V224H72ZM71 225V226H72ZM106 225V224H105ZM126 225V224H125ZM128 225V224H127ZM226 225V226H227ZM255 225V224H254ZM103 227V226H102ZM115 227V226H114ZM129 227V226H128ZM145 227H147V226H145ZM88 229V227H85L84 226V229ZM90 228V227H89ZM150 228V227H149ZM256 228V227H255ZM63 229H65V228H63ZM83 229V230H84ZM100 228L98 227V230H99ZM227 229H228V227H227ZM232 229V228H231ZM5 230H8V228L7 229H2L1 227H0V238L4 235V233H5ZM89 230V229H88ZM92 230V229H91ZM112 230V229H111ZM115 230V229H114ZM162 229H160V230H158V232H160ZM200 230H201V228H200ZM221 230V231H220ZM257 230V229H256ZM97 231V230H96ZM106 231H104V232H106ZM113 231V230H112ZM111 231V232H112ZM231 231H233V230H231ZM230 231V229H228V231L226 232V231H224L223 230V232H224V234L222 233V238H220L221 239V242H220V244H218V246H216L215 247V243L213 244V247H214V249L212 250V248H211V250L212 251H209L210 253L209 254H207V253H204L203 251V253L204 254H202V252H201V250H199L201 253L199 254V256H204V258L206 259V261H207V263L209 262V261H212L213 259V257H217L218 255V253H217V251H218V249H219V247H221V245H223V244H227V242H229L230 240H233L232 239V236H233V234H232V232ZM68 232V231H67ZM99 232H101L100 230H99ZM157 232V233H158ZM172 232H174L175 234H173ZM197 232H199V229H198V231ZM256 232V231H255ZM87 233H89V231L87 232ZM91 233V232H90ZM96 233V232H95ZM98 233V232H97ZM103 233V232H102ZM101 233V234H102ZM148 233V232H147ZM151 233V232H150ZM162 233V232H161ZM63 234V233H62ZM106 234V233H105ZM142 234L143 233H141V236H142ZM154 234H156V233H154ZM239 234V233H238ZM254 234V233H253ZM256 234V233H255ZM65 235V234H64ZM99 235H100V233H99ZM103 235H104V233H103ZM158 235V234H157ZM209 235V234H208ZM246 235V234H245ZM101 236V235H100ZM99 236V238L97 237V236H94V237H92L94 240H95V242H96V239L98 238V242H102L103 240H104V236H101L100 237ZM107 236V235H106ZM109 236V235H108ZM106 237L107 239L106 240H108V238L109 237ZM147 236V235H146ZM145 236V237H146ZM244 236V235H243ZM66 237V236H65ZM140 237V236H139ZM142 237H144V236H142ZM235 237V236H234ZM62 238V237H61ZM64 238V237H63ZM151 240H153V237L151 236ZM157 238V237H156ZM219 238V237H218ZM5 239V238H4ZM91 239V238H90ZM92 239V240H93ZM139 239V238H138ZM137 239V240H138ZM141 239V238H140ZM139 239V240H140ZM146 239V238H145ZM150 239V238H149ZM149 239L147 240V243H145L146 242V240H145V242H144V240H142L145 244H148V241H149ZM155 239V238H154ZM211 239V238H210ZM209 239V240H210ZM58 240H60V239H58ZM93 240V241H94ZM164 240H167V243H164L163 241ZM2 241V240H1ZM5 241H7V239L5 240ZM4 241V242H5ZM67 241V240H66ZM65 241V242H66ZM156 241V240H155ZM158 241V240H157ZM156 241V242H157ZM206 241V240H205ZM207 241H208V239H207ZM218 241H220L219 239H218ZM0 243V250H1V248H3V247H5V243ZM58 242V241H57ZM94 242V243H95ZM107 242V243H108ZM136 242V241H135ZM142 242V243H143ZM203 242V241H202ZM213 242V241H212ZM214 242H217V241H214ZM140 243V245L142 244L141 242H139ZM144 243H143V245H142V247L144 246ZM151 243H153V241H151ZM158 243V242H157ZM59 244V243H58ZM58 244H57V246H58ZM66 244V243H65ZM92 244V243H91ZM91 244H90V246H91ZM138 244V243H137ZM156 244V243H155ZM155 244H153V245H155ZM208 244V243H207ZM210 244H212V243H210ZM217 244V243H216ZM60 245H62V244H60ZM139 245V246H140ZM149 246H150V244H148ZM152 245V244H151ZM209 245V244H208ZM104 246H105V244H104ZM139 246H138V248H139ZM146 246V245H145ZM144 246V247H145ZM206 246V245H205ZM210 246H212V245H210ZM226 246V245H225ZM69 247V246H68ZM66 248L65 250H60L61 252H59V255H57L56 257H57V259H55L54 261V264H62L63 262H64V260L65 259H67V257H68V252L69 251H71L69 248ZM83 247V248H82ZM85 247H87V246H85ZM89 247V246H88ZM136 247V246H135ZM143 247V248H144ZM161 247V246H160ZM204 247V246H203ZM202 247V248H203ZM54 248V247H53ZM65 248V247H64ZM134 247H132L130 250H132ZM146 248H147V246H146ZM206 248V247H205ZM68 249V250H67ZM87 249H90V248H87ZM87 249H85L86 251H87ZM135 249H137V248H135ZM139 249H141V246H140V248ZM145 249V248H144ZM204 249V248H203ZM223 249V248H222ZM221 249V250H222ZM234 249V248H233ZM21 250V249H20ZM142 250V249H141ZM210 250V249H209ZM101 251V244L100 245H98V248L96 249L95 248V252L94 253H92V254H90L89 256H87V257H84L81 261H79V262H81V263H79V264H90L91 263V261L96 257V255L98 254V252H100ZM143 251V250H142ZM159 251H161L160 250V248L159 249H156L155 248V246H153L152 248L151 247H149V250H145L144 252H142V254H140L139 256H138V260L135 258V256H134V258L136 259V261H135V259L133 260L135 263L134 264H143V262L146 260V264L148 263L149 264V262H147L149 259H150V255L152 254V255H157V254H159ZM196 251V250H195ZM208 251V250H207ZM83 252H84V249H83ZM82 252V253H83ZM92 252V251H91ZM118 252V251H117ZM134 252H136V250L134 251ZM219 252V251H218ZM51 253V252H50ZM81 253V254H82ZM87 253V252H86ZM85 253V254H86ZM140 252H138L137 251V254H139ZM198 253V252H197ZM196 253V254H197ZM55 254H58V253H55ZM70 254V253H69ZM81 254H79V255H81ZM108 254H110V256H111V258L110 259H107L106 258V256L108 255ZM136 254V255H137ZM132 255V254H131ZM195 255V254H194ZM86 256V255H85ZM101 256V255H100ZM99 256V257H100ZM109 256V257H110ZM122 256V255H121ZM120 255H119V257H121ZM142 256H146L145 258H144V260L142 259ZM158 256V255H157ZM197 256H198V254H197ZM196 256V257H197ZM220 256V255H219ZM53 257V256H52ZM98 257V256H97ZM128 257V256H127ZM55 258V257H54ZM132 258V257H131ZM130 258V259H131ZM193 258V257H192ZM195 258V257H194ZM200 258V257H199ZM204 258H202V259H204ZM51 258H49V259H47L46 260V263H42V264H48V261L50 260ZM75 259V258H74ZM77 259H78V256H77ZM101 259V258H100ZM113 259V258H112ZM115 259H118V258H115ZM127 259V258H126ZM215 259H217V258H215ZM219 259V258H218ZM226 259V258H225ZM224 258H220L219 259V261L220 262H223L224 260H225ZM52 260V259H51ZM50 260V261H51ZM80 260V259H79ZM122 260V258H119L118 259V262H120ZM125 260V259H124ZM132 260V259H131ZM49 261V262H50ZM72 261V260H71ZM98 261H99V259H98ZM116 261V260H115ZM123 261V260H122ZM155 261V260H154ZM194 261H195V259H194ZM203 261V260H202ZM214 261V260H213ZM216 261V260H215ZM10 262H12V261H10ZM66 262H69V261H67L66 260ZM65 262V263H66ZM94 262V261H93ZM104 262V263H103ZM126 262V261H125ZM159 262V261H158ZM189 262V261H188ZM187 262V263H188ZM18 263V262H17ZM76 263H77V260H76ZM95 263V262H94ZM180 263V262H179ZM178 263V264H179ZM186 263V262H185ZM184 263V264H185ZM189 263H191V262H189ZM206 263V264H207ZM50 264V263H49ZM51 264H53V263H51ZM69 264V263H68ZM96 264V263H95ZM97 264H99V263H97ZM117 264V263H116ZM128 264V263H127ZM129 264H131V261H130V263ZM209 264V263H208ZM214 264H218V262H215ZM220 264H223V263H220ZM227 264V263H226Z\"/></svg>",
	"mask_w": 264,
	"mask_h": 264
}]
</instances>
